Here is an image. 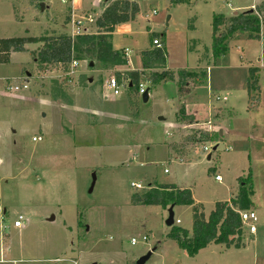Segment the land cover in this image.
<instances>
[{
	"label": "rangeland",
	"instance_id": "rangeland-1",
	"mask_svg": "<svg viewBox=\"0 0 264 264\" xmlns=\"http://www.w3.org/2000/svg\"><path fill=\"white\" fill-rule=\"evenodd\" d=\"M128 1L137 14L111 32L123 63L109 68L82 54L64 71L35 58L47 37H72L71 4L0 0V40L31 38L0 54V264H137L143 257L142 264H264V23L258 38L236 32L215 59L211 48L213 15L254 11L264 0ZM108 4L73 0L72 7L97 19ZM86 27L87 34L103 32ZM154 37L164 40L165 61L143 71V102L115 74L139 69ZM249 67L258 69L259 86L251 108ZM180 69L204 71L206 81L188 80L180 95L175 80H147ZM110 78L116 87L108 86ZM23 82L25 89H6ZM203 130L218 139L209 132L211 141L197 142ZM248 171L255 230L243 226L239 247L211 243L189 256L168 235L170 205L130 203L133 194L174 184L189 188L207 215L216 201L235 196L236 178ZM172 213V225L190 232V206L173 205Z\"/></svg>",
	"mask_w": 264,
	"mask_h": 264
},
{
	"label": "trees",
	"instance_id": "trees-1",
	"mask_svg": "<svg viewBox=\"0 0 264 264\" xmlns=\"http://www.w3.org/2000/svg\"><path fill=\"white\" fill-rule=\"evenodd\" d=\"M169 2L174 4L188 2V0H169ZM137 12L138 6L135 2L112 0L104 7L95 21L96 28L103 29V32L98 30L97 33H84L74 37L68 34L49 36L38 50L35 61L42 66L49 65L66 71L72 59L75 61L81 60L82 54H85L94 57L109 68L119 66L123 63L124 55L120 50L113 49L111 32L114 26L132 19ZM66 18L69 19L68 16ZM261 22L264 23V1L256 5L254 11L237 12L235 15L228 17H224L222 14L213 15L211 23L213 58L215 59L226 53V42L238 31L247 32L251 38H258ZM28 39L31 38L1 39L0 54H7L10 49H22L24 42ZM160 41L161 47L147 48L141 51L142 66L140 69L117 71L115 74L116 82L124 81L129 92L138 94V85L144 75L143 71L155 62L164 63L165 61L163 38ZM257 72L258 69L255 67L248 68L246 92L250 105L253 101L257 103L259 101ZM147 80L152 85L175 80L178 93L182 95L184 92L183 87L189 85L188 80L192 83H203L206 81V72L201 71V73H198L180 69L174 73L172 70H162L150 73ZM252 105L250 108L257 106V104ZM209 132H215L218 139L219 136L216 131L203 130L196 141H211L212 138H207ZM236 181L238 184L236 195L228 201H216L207 215L203 211L202 204L194 201L189 188H180L174 184H160L158 185V191L148 190L141 196L133 194L130 203L157 205L161 208H166L171 204L189 205L191 231L171 225V230L168 233L189 256L196 255L199 250L211 243L222 244L225 248L239 247L242 244L243 227L238 211L249 209L252 206L253 184L250 171L246 175L238 176Z\"/></svg>",
	"mask_w": 264,
	"mask_h": 264
},
{
	"label": "built area",
	"instance_id": "built-area-1",
	"mask_svg": "<svg viewBox=\"0 0 264 264\" xmlns=\"http://www.w3.org/2000/svg\"><path fill=\"white\" fill-rule=\"evenodd\" d=\"M63 4H68L70 0H60ZM95 21L96 19L91 15V14H84V15H77L75 13H71L70 14V24L72 26V37L79 35V34H83L86 32V25L87 24H94L95 25ZM152 44L154 45V47H161V41L159 37H154L152 39ZM125 55H127V51H124ZM77 65V62L75 60H71L70 62V68L73 69L75 68ZM108 86L109 87H116V83H115V79L114 78H110L108 81ZM25 89L27 88V84L26 83H22L19 85H6V89L8 90H19V89ZM147 88H145V86L142 83H139L138 85V94H142ZM216 99H219V97H216ZM33 141L36 140H41L40 136L37 137H32ZM209 149V147L204 146L203 150L207 151ZM166 170L164 169V172ZM216 180H220V177L218 175L215 176ZM131 186H133L136 189L141 188V185L138 183H131ZM238 215L240 218V221L242 223V227L243 226H247L248 231L250 233H253L255 230V227L253 225V222L256 219L255 213L251 210V209H245V210H240L238 211ZM21 220H22V216L18 215L17 219L14 220L13 225L15 227H19L21 225ZM178 222V220H177ZM131 244H134V240L131 241Z\"/></svg>",
	"mask_w": 264,
	"mask_h": 264
},
{
	"label": "water",
	"instance_id": "water-1",
	"mask_svg": "<svg viewBox=\"0 0 264 264\" xmlns=\"http://www.w3.org/2000/svg\"><path fill=\"white\" fill-rule=\"evenodd\" d=\"M249 11H252V9L249 10ZM236 13H237V11L234 10V11L232 12V15H235ZM147 92H148V90L146 89V90L142 93L141 99H142L143 102H146L147 99H148V93H147ZM214 148H215V147H213V149H214ZM206 158H207V159H210V153L207 154ZM93 184H94V175H92V180H91V183H90L89 191L92 189ZM172 206H173V205L171 204V205L167 208V217H166V220H165V224L168 225V226H171L172 223H173ZM144 259H145V257L139 259V260L137 261V264H142L143 261H144Z\"/></svg>",
	"mask_w": 264,
	"mask_h": 264
},
{
	"label": "crops",
	"instance_id": "crops-1",
	"mask_svg": "<svg viewBox=\"0 0 264 264\" xmlns=\"http://www.w3.org/2000/svg\"><path fill=\"white\" fill-rule=\"evenodd\" d=\"M110 1H112V0H105V3H109ZM72 3H73V0H70L69 1V3L68 4H71V6L69 5V10H68V12H67V16L69 17V19H67V22L68 23H70V14L71 13H75V11L73 10V7H72ZM251 10V9H250ZM75 14H77V13H75ZM78 15V14H77ZM80 15V14H79ZM90 25H93V24H90ZM86 32H87V27H86ZM113 33L111 34V43L113 44V42H112V38H113ZM112 47H113V49H116V50H120V48H117V47H115L114 46V44L112 45ZM120 51H122V50H120ZM123 51H125V50H123ZM127 56V55H126ZM136 68H124V69H121L120 71H126V70H135ZM140 69V68H139ZM147 90H148V88H147ZM192 125V123L191 122H189V125L188 126H191ZM210 131V130H209ZM239 176H241V175H239ZM180 188H187V187H180ZM236 195V194H235ZM234 197V196H233ZM232 198V197H231ZM196 203H199V202H197L196 200H194ZM223 201H228V200H223ZM201 204V203H200ZM165 211H167V209L165 210ZM71 261H73L74 262V264H75V261L73 260V259H70Z\"/></svg>",
	"mask_w": 264,
	"mask_h": 264
}]
</instances>
